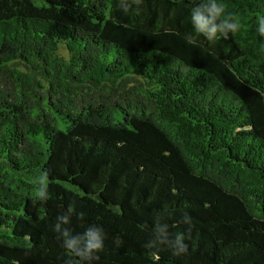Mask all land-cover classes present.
Returning <instances> with one entry per match:
<instances>
[{"label":"trees","instance_id":"obj_1","mask_svg":"<svg viewBox=\"0 0 264 264\" xmlns=\"http://www.w3.org/2000/svg\"><path fill=\"white\" fill-rule=\"evenodd\" d=\"M196 2L0 0V264H64L70 204L93 264H264V0H223L243 27L214 42ZM157 219L187 254L145 247Z\"/></svg>","mask_w":264,"mask_h":264},{"label":"clouds","instance_id":"obj_2","mask_svg":"<svg viewBox=\"0 0 264 264\" xmlns=\"http://www.w3.org/2000/svg\"><path fill=\"white\" fill-rule=\"evenodd\" d=\"M143 0H119L121 10L128 14L130 10L139 14L140 6ZM191 24L195 33L202 35L209 42H214L217 36L228 38L235 36L242 29L241 18L227 10L223 0H197L195 6L191 9ZM256 31L264 37V15L257 17ZM191 43L194 37L189 34L187 37ZM39 187L34 196V202H47L48 200V174L45 172L39 177ZM74 205L70 204L63 214L56 217L54 231L58 234V239L62 241V247L69 254L64 264H78V260L86 261L87 264H93L94 261H100L101 257L97 254L105 248V232L99 225H89L85 228L83 234L75 233L71 227L74 213ZM84 212L77 214V219L83 221ZM179 223L188 225L189 231L192 225L191 217L184 213ZM187 236L184 233H178L174 236L169 233V226H161L157 219L152 228V238L145 244V247L155 252L166 247L174 256H181L188 253V244L185 242ZM114 243L120 246L123 242L116 238Z\"/></svg>","mask_w":264,"mask_h":264}]
</instances>
